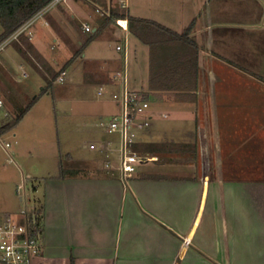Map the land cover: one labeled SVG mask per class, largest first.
I'll use <instances>...</instances> for the list:
<instances>
[{
    "label": "crops",
    "instance_id": "1",
    "mask_svg": "<svg viewBox=\"0 0 264 264\" xmlns=\"http://www.w3.org/2000/svg\"><path fill=\"white\" fill-rule=\"evenodd\" d=\"M86 1L61 3L45 18L48 24L41 20L56 42L52 48H86L98 29L112 33L126 46L119 51L130 67L146 72L147 89L139 91L169 104L159 115L176 120L156 136L159 115L151 105V125L138 142L146 146L137 149L153 159L127 181L118 171L116 136L107 133L90 143L102 151L89 146L93 152L86 158L68 153L74 166L59 164L40 176L43 196L34 207L41 214L42 248L33 264H264V0H88L93 8ZM110 5L125 15L104 24ZM128 14L161 17L176 33L193 94L149 89L151 48L117 23ZM192 23L196 53L184 32ZM37 32L25 62L42 71L51 61L35 41L45 38ZM121 56L94 68L83 59L91 67L85 72L111 92ZM188 78L182 64L180 74H169V85ZM161 143L166 150H150ZM109 159L111 169L105 166ZM22 208L12 204L0 217Z\"/></svg>",
    "mask_w": 264,
    "mask_h": 264
},
{
    "label": "rangeland",
    "instance_id": "2",
    "mask_svg": "<svg viewBox=\"0 0 264 264\" xmlns=\"http://www.w3.org/2000/svg\"><path fill=\"white\" fill-rule=\"evenodd\" d=\"M87 1V5L93 8V3ZM50 16L51 12H48L44 18ZM39 30L43 32L44 41L41 44L36 39L35 41L51 61L50 64L46 60L45 70L40 71L36 64L25 62L26 58L19 49L21 43L28 48L24 39L15 40L0 51V93L5 99V109L0 112V128L3 123L15 117L18 112L16 104L24 107L37 98L20 123L5 134L1 133L12 145L5 149L0 144V213L12 204L23 208L34 206L36 200L43 196L40 176L53 172L59 164L65 167L74 166L75 163L66 158L68 153L77 158L89 157L93 152L89 148L90 143L105 135L99 126L100 118L108 117L117 111L110 89H105L104 95L99 94L100 84L85 72L88 66H85L83 59L92 61L91 67L94 68L104 65L106 60L110 61L111 56L119 58L123 51L117 50L116 44L121 40L112 33L98 34L86 48L84 47V54L80 53L69 65V71L66 68V80L60 82L56 79L50 86L54 80L50 70L60 73L64 64L74 57L80 48L76 44L71 46L70 50L58 45L53 49L52 46L56 42L50 27L42 26L39 21L34 25L33 32L37 35ZM2 32L0 23V35ZM121 58L122 65L120 64L117 70H124L127 66V59L124 60L122 56ZM129 63V88L146 90L145 70L134 69ZM22 64L28 73L24 84L17 80L23 73ZM9 93L14 96L13 101L9 99ZM154 97L155 100L151 97V105L155 113L159 115L164 110L169 111V104H160L157 102V96ZM170 120H176L175 116ZM170 120L169 116L166 118L159 115L154 118L153 129L156 136L161 134L160 129L169 130ZM160 125L166 128H161Z\"/></svg>",
    "mask_w": 264,
    "mask_h": 264
},
{
    "label": "built area",
    "instance_id": "3",
    "mask_svg": "<svg viewBox=\"0 0 264 264\" xmlns=\"http://www.w3.org/2000/svg\"><path fill=\"white\" fill-rule=\"evenodd\" d=\"M69 0H51L40 10L28 18L17 30L0 40V51L15 40H19L22 34H26L30 39L34 37V25L43 20L44 16L61 3H68ZM117 23L122 29H128L127 19H117ZM86 31L91 32L92 27L82 23ZM118 50L126 51L125 45H117ZM22 75L17 80L19 83H26L28 73L23 69ZM67 78V71L64 70L57 77L60 82ZM112 81L116 88L110 95L117 106V111L108 116L101 117L99 126L104 133L116 136V150L118 158V171L122 179L128 180L136 171L140 164L148 162L153 158L137 149L140 134L147 129L152 122L150 113L151 101L148 95L139 90H132L128 85V70H117L113 74ZM105 86H101L100 95H104ZM5 109V99L0 93V112ZM0 144L5 149L11 147L12 143L0 133ZM91 149L103 150V146L96 143L90 144ZM109 150V149H108ZM112 152L107 153L109 156ZM106 168H112L111 159L105 163ZM41 214L37 207H24L19 212L8 213L0 217V264H33L34 257L41 252Z\"/></svg>",
    "mask_w": 264,
    "mask_h": 264
},
{
    "label": "trees",
    "instance_id": "4",
    "mask_svg": "<svg viewBox=\"0 0 264 264\" xmlns=\"http://www.w3.org/2000/svg\"><path fill=\"white\" fill-rule=\"evenodd\" d=\"M51 0H0V23L3 27V32L0 35V40L7 37L15 30H17L28 18H30L34 13L40 10L45 4ZM128 10V9H127ZM106 19L104 24H109L113 20V15H125L119 8L109 6V12L105 13ZM128 28L129 31L138 37L142 42L148 44L151 48V79L149 83V89L152 91H169V87L187 89L188 92L194 93L192 73L189 65L187 64V59L182 50L181 44L178 40L176 33L169 28L167 25L150 18L134 16L128 14ZM193 23L185 28L184 32L188 39L189 44L193 48L194 52H197V43L191 37V28ZM93 32L89 37L88 41H92L100 32ZM179 33V32H178ZM183 41L186 43L182 33H179ZM21 39H24L28 48L22 50L19 46L21 52L24 54L27 61L31 60L29 52L34 51L32 44V39L28 35L22 34ZM19 38V39H20ZM86 46V44H85ZM84 46L64 65V69L69 67V65L74 61V59L83 52ZM34 53V52H33ZM36 54V53H35ZM38 58L40 55L36 54ZM170 62V63H169ZM182 64L184 72L187 71L188 83L184 85H169V74H180L182 69ZM187 68V69H186ZM247 70L246 68H243ZM54 80L50 83V86L54 83L57 77L60 75L58 72L50 70ZM8 90V89H7ZM45 92L47 89L44 90ZM10 92V90H9ZM9 99L14 100V96L9 93ZM37 98L32 100L28 105L21 107L18 106V112L15 117L5 123L0 128V133L5 134L9 130L13 129L20 121L24 118L27 111L33 106ZM140 146L145 149V143H141ZM138 144L136 147H140ZM150 150L163 151L166 150V144H155L149 146Z\"/></svg>",
    "mask_w": 264,
    "mask_h": 264
},
{
    "label": "water",
    "instance_id": "5",
    "mask_svg": "<svg viewBox=\"0 0 264 264\" xmlns=\"http://www.w3.org/2000/svg\"><path fill=\"white\" fill-rule=\"evenodd\" d=\"M153 18L156 19V20H158V21H160V22H162V23H165L166 25H168L167 22L163 18H161V17L154 16Z\"/></svg>",
    "mask_w": 264,
    "mask_h": 264
}]
</instances>
